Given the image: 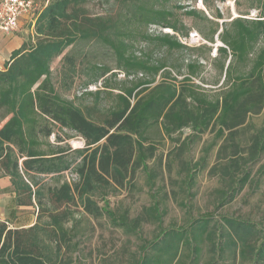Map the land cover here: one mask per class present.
<instances>
[{
  "label": "trees",
  "instance_id": "trees-1",
  "mask_svg": "<svg viewBox=\"0 0 264 264\" xmlns=\"http://www.w3.org/2000/svg\"><path fill=\"white\" fill-rule=\"evenodd\" d=\"M47 1L36 17V42L13 50L0 65V169L11 178L18 204L37 208L36 221L26 227L12 228L0 219V264H87L84 238L91 226L85 225V214L106 216L113 226L137 232L143 217L131 218L126 209L117 214L100 200L111 188L131 182L140 168L155 186L163 173L151 170L148 161L158 159V143L166 138L173 148L165 166L171 172L177 165L183 184L195 185L199 173L208 170L222 186L218 192L232 200L250 183H260L264 11L256 18L244 16L247 12L220 25L217 21L213 34L204 35L211 43L217 35L221 42L213 59L219 77L209 82L202 75L200 53L191 54L184 60L185 72L179 69L174 75L173 67L138 53L137 45L155 37L169 49L210 52L208 43L189 46L173 34L153 36L148 29L155 25L177 31L175 9L209 19L208 11L222 19L221 8L211 0H202L205 9L182 4L171 9V0H113L117 8L105 13H91L88 0ZM251 6L263 8L264 0H253ZM91 45L103 48L115 65L100 60ZM60 55L62 86L71 87L80 74L87 77L86 85L102 80L105 89L90 93L99 97L107 91L114 102L84 110L64 97L52 70ZM119 72L123 79H118ZM256 116H263L260 125L253 122ZM185 129L190 133L182 137ZM207 133L214 136L204 141L198 159L187 156ZM76 134L85 140L84 147L66 142ZM67 171L76 177L56 184L46 180ZM162 214L155 202L148 219L160 221ZM222 222L238 235V242L231 238L228 246L238 243L239 257L264 264V238L250 241L260 232L257 226L231 218ZM162 234L141 247L133 264H201L204 246L217 247L209 218Z\"/></svg>",
  "mask_w": 264,
  "mask_h": 264
},
{
  "label": "rangeland",
  "instance_id": "rangeland-1",
  "mask_svg": "<svg viewBox=\"0 0 264 264\" xmlns=\"http://www.w3.org/2000/svg\"><path fill=\"white\" fill-rule=\"evenodd\" d=\"M35 1L37 9L23 17L16 31L11 34L0 32V65L3 66L10 58L13 48L22 47L24 43L31 45L36 42V17L48 1ZM211 1L213 7L216 5L221 8L222 19L212 17L208 11H206V15L209 19L203 17L194 18L186 15L184 9L177 10L174 8L175 5L182 4L205 9L202 0H171L168 6L171 9H175L179 29L175 31L172 28H161L155 25L150 26L148 29L153 36H160L167 32L173 34L189 46L208 43V45L212 46L210 52L206 50L193 52L190 49L181 51L169 49L155 37L140 41L137 45V52H144L152 56L153 60L165 61L168 69L173 67L174 75L178 73L179 69L181 72H185L184 60L188 59L191 54L200 53L202 55L200 56L201 60L205 64L202 75L209 82L215 80L219 76L217 75L213 59L217 54L216 46L219 45V39L216 35V42L211 43L205 39L206 36L204 35L213 34L218 26L217 21L220 25L223 20H230L247 12L248 15L244 16L256 18L264 11V6L263 8L252 7L253 0H239L237 3H235V0ZM85 6L91 13H105L117 8V4L113 0H88ZM191 33H194L195 37H191ZM263 42L264 40L262 39L260 44ZM90 49L100 53L99 58L103 62L115 65L113 58L103 48L91 45ZM62 56L60 55L54 59L52 70L53 79L56 81L59 92L64 97L74 101L84 110L94 103H97L100 108H105L114 102V98L107 91L102 92L99 97L92 94L97 89H105L102 80L86 85L87 77L80 74V76L76 77L71 87L62 86L59 80ZM123 78L124 74L119 72L118 79ZM158 79H161V77L158 76ZM199 80L200 78H198ZM115 92L118 91L115 90ZM253 122L260 125L263 122V116L254 117ZM189 133L190 130L185 129L182 137ZM213 136V133L205 134L201 141L193 145L191 152L187 156L190 154L195 160L198 159L201 155L204 141L210 142ZM50 140L55 141V135H52ZM66 142H69L73 148L85 146V140L77 134ZM172 148L173 143L170 139L160 140L157 150L158 159L148 161L151 170L154 169L163 173L155 186H151L148 183L146 172L140 168L131 182L124 187L111 188L110 192L105 196V200H100L101 205L107 204L117 214L122 213L126 209L129 211L131 218L143 217V224L137 232L130 233L122 227L113 226L110 219L106 216L95 219L85 214L88 219L85 225L91 226L90 231L84 238L86 246L84 253L86 254L85 261L87 264H133L134 258L132 257L139 255L142 246L146 244L150 246L153 241L163 235L164 231L189 229L190 225L199 218L211 219V227L215 229L214 238L217 243L215 248H212L209 244L204 246L201 264H251V260L239 257L238 243L236 246H228L227 243L231 241V238L236 239L238 242V235L228 225L223 224L222 221L226 218H231L253 223L260 232H255L250 241L254 243L255 240H259L260 242V238H264V177H262L259 184L250 183L234 199L228 200V198H224L218 192V189L222 186L218 178L210 175L208 170L199 173L193 186L183 184L181 181L182 175L179 174L177 165L173 166L170 172L165 164L166 156ZM162 158L163 163L160 160ZM210 161L212 164L214 163V156H212ZM73 177H76V174L72 171H67L59 178L51 179L46 177V180L51 184H56L58 180H72ZM192 193H194L193 196ZM17 199V191L12 184L11 178L4 175L0 169V219L8 222V225L12 228L26 227L37 219L36 206L19 205ZM155 202L161 204L163 214L160 221L148 219V213L154 207ZM220 247L224 248L223 252ZM235 252L236 255H234Z\"/></svg>",
  "mask_w": 264,
  "mask_h": 264
},
{
  "label": "built area",
  "instance_id": "built-area-1",
  "mask_svg": "<svg viewBox=\"0 0 264 264\" xmlns=\"http://www.w3.org/2000/svg\"><path fill=\"white\" fill-rule=\"evenodd\" d=\"M36 9L35 0H0V31H16L23 17ZM191 37H195V34L191 33Z\"/></svg>",
  "mask_w": 264,
  "mask_h": 264
},
{
  "label": "crops",
  "instance_id": "crops-1",
  "mask_svg": "<svg viewBox=\"0 0 264 264\" xmlns=\"http://www.w3.org/2000/svg\"><path fill=\"white\" fill-rule=\"evenodd\" d=\"M0 32H1V33H6V32H3V31H0ZM12 33H13V32H12ZM6 34H11V33H6ZM18 48H20V47L13 48L12 51L15 50V49H18ZM12 51H11V53H12ZM33 223H34V222H33ZM33 223H31V224H33ZM31 224H29V225H31ZM29 225H28V226H29Z\"/></svg>",
  "mask_w": 264,
  "mask_h": 264
},
{
  "label": "bare ground",
  "instance_id": "bare-ground-1",
  "mask_svg": "<svg viewBox=\"0 0 264 264\" xmlns=\"http://www.w3.org/2000/svg\"><path fill=\"white\" fill-rule=\"evenodd\" d=\"M219 42V44L221 43L220 41H218Z\"/></svg>",
  "mask_w": 264,
  "mask_h": 264
}]
</instances>
